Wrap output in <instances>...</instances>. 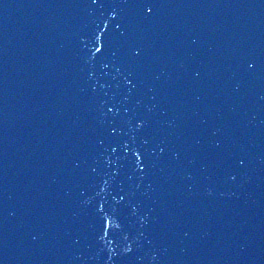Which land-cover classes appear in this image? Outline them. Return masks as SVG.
Segmentation results:
<instances>
[{
  "label": "water",
  "instance_id": "1",
  "mask_svg": "<svg viewBox=\"0 0 264 264\" xmlns=\"http://www.w3.org/2000/svg\"><path fill=\"white\" fill-rule=\"evenodd\" d=\"M0 264H264V0H0Z\"/></svg>",
  "mask_w": 264,
  "mask_h": 264
}]
</instances>
